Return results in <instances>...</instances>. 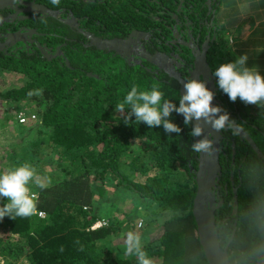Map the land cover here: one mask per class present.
<instances>
[{
  "label": "trees",
  "instance_id": "obj_1",
  "mask_svg": "<svg viewBox=\"0 0 264 264\" xmlns=\"http://www.w3.org/2000/svg\"><path fill=\"white\" fill-rule=\"evenodd\" d=\"M98 1L60 0L55 7L69 2L86 30L101 35L99 29L106 24L119 34L125 28L116 10L119 5L108 2L106 7ZM178 2L166 0L167 9L175 13ZM65 30L66 37L54 38L52 46H62L67 62L29 51L19 56L0 53V71L15 73L24 82L0 89L1 101L11 108L4 121L16 113L12 132L3 137L7 143L0 174L28 164L46 185L40 189L29 182V188L39 192L33 215L0 221V257L5 264H138L135 253L125 254L126 234L133 232L156 264H209L193 214L199 168V154L191 150L198 139L190 135L193 125L186 126L183 116L173 112L170 120L181 132L169 135L162 126L136 123L134 116L125 124L115 111L133 84L140 90L159 84L164 98L178 107L180 82L168 74L166 80L158 79L121 55L91 45L84 34ZM215 51L214 70L227 60L226 52ZM234 103L243 118L262 108ZM26 104L35 108L25 109ZM21 111L26 122L17 118ZM236 135L242 140L235 164L231 146L223 157L221 183L227 188L222 194L227 192V197L216 211L218 233L232 264H264V158ZM134 142L139 144L136 150ZM7 202L0 198V207ZM160 215H165L163 221ZM100 220L106 224L93 228ZM154 223L159 230L152 236Z\"/></svg>",
  "mask_w": 264,
  "mask_h": 264
},
{
  "label": "flooded vegetation",
  "instance_id": "obj_2",
  "mask_svg": "<svg viewBox=\"0 0 264 264\" xmlns=\"http://www.w3.org/2000/svg\"><path fill=\"white\" fill-rule=\"evenodd\" d=\"M21 1L24 3L27 1L31 2L32 0ZM195 1L197 2L198 0ZM84 2L94 3L95 0H84ZM98 2L103 5H109L108 2H113L116 6L119 5V8L116 10H118V13L120 12V15L118 14V16L120 22L125 25V28H121V31H118L119 34H116L112 32L106 24H102L99 30L103 34L99 35L97 33L95 35L105 39H123L126 44L124 43V45L119 48V52L123 54V56H121L126 58L130 64L146 68L158 79L164 78V80H166V70H174L181 75V79L186 81L191 79L190 71L195 68L193 67L196 61L194 54L204 51L212 73L215 71L213 68V62L215 57L214 53L216 51H214L213 47L217 46L219 49H222L224 46L221 44L222 42L220 40L222 28L216 19L217 0L210 1V12L204 11L202 14L198 9H191L190 6H186L185 4L184 7L180 9L179 6L181 2L179 1L176 8V12L179 14L178 22L175 19V13L167 9L166 0H99ZM10 3L9 6H4L5 8L0 9V53L19 56V54L24 51H29L30 53H39L42 57H45L50 61L61 59L62 61L65 60L67 62L69 59L64 55L62 46H52V43L55 41L54 38L66 37L65 29L67 27L69 30H75L77 32H80L81 30L85 32L92 31L83 28L81 18L77 16L73 10V5L69 2L66 3L64 7L57 8L51 4L50 0H35V5L43 4L52 10L61 11V13L57 14L55 17L46 13L34 14L31 12H23L26 8L25 4L19 3L16 0L11 1ZM203 3H205V1H203ZM108 11L110 12V10ZM108 11L103 13L104 19L107 17L104 14H107ZM111 11L114 12L113 10ZM111 17L114 18L113 16ZM143 17L146 19L140 23V19ZM171 19H174L172 26H177L182 34L179 35L174 32V29L169 24ZM106 21L108 20L106 19ZM97 23L99 25L100 19ZM58 28H61L62 30L57 32ZM166 28L172 29L173 31L166 30ZM91 33L94 34L93 32ZM102 35H111L112 37H105ZM184 39L193 44L191 49L182 45L181 42ZM206 46H208L207 49L205 48ZM104 52L119 54L113 50H105ZM57 53L58 55L53 57V55ZM47 54H51V58H48V56H46ZM143 55L149 56L150 59L146 60ZM166 55L169 56L168 60H166ZM200 79L206 81L207 86L208 81L211 80L209 76H206L203 73L200 74ZM215 84L216 89L214 91V98L218 100V106L226 111L228 109L226 106L229 104L226 105L223 103V99H221V96H225V94L220 92L221 90L218 88L217 82ZM228 110H232L229 111V116L236 123L235 125L240 124L239 128L241 130L251 134L256 140L258 148L264 153V145L261 140L264 135L260 137L258 134L264 132V122L258 119L256 115L250 114L248 117L256 122L253 129L256 130L257 135L254 134L253 131L252 134L246 131L245 126L241 125V122L246 123L248 117H240V112L236 108L234 111L233 107ZM234 130L225 129L221 132V137L219 138L217 151L219 152L221 171L218 172V178H220L218 185L220 188L217 190V192H219L217 202L226 201L227 197V192L222 194V189L225 191L227 185L221 183V179L223 176V155L227 154L226 152L229 146L233 148V157H231L232 164H235L236 161V153L238 150L236 146L239 144L241 138L238 135L233 134ZM211 139L214 140L212 135ZM200 158H202V163L205 164L212 159V155L209 156L206 153L199 154L197 159L199 160ZM227 160L229 159H225V162H227ZM199 164L200 160L198 162V165ZM199 172L200 169L198 168L196 175ZM229 174V178L232 179L233 176H231V174H235V168H233Z\"/></svg>",
  "mask_w": 264,
  "mask_h": 264
},
{
  "label": "clouds",
  "instance_id": "obj_3",
  "mask_svg": "<svg viewBox=\"0 0 264 264\" xmlns=\"http://www.w3.org/2000/svg\"><path fill=\"white\" fill-rule=\"evenodd\" d=\"M54 6H59L60 0H50ZM231 42V41H229ZM248 56L242 55L234 62L222 63L213 72L218 88L228 96L231 102L237 98L246 105L264 107V76L255 67L247 66ZM184 94L179 97V106L164 98L160 85L153 83L148 90H140L133 84L122 102L115 106V111L124 117L125 124L135 117L136 123H144L149 128L162 126L166 134H179L181 128L171 122L173 112L182 115L184 124L192 126L190 135L202 137L203 125H210L217 132L233 130L235 122L229 114L219 106H212L215 94L207 87L204 80L191 78L183 82ZM126 106L129 111L126 112ZM195 122V124H194ZM202 122V123H201ZM238 129L239 126L235 125ZM233 134H238L233 131ZM191 150L197 154L211 156L214 152L212 139L202 138L191 145ZM32 181L40 189L45 183L28 164L14 167L0 174V198H6L7 203L0 207V221L5 217L14 220L16 217H29L37 211L39 192L29 188ZM43 214V213H41ZM135 253L138 264H152L147 253L142 250L140 237L133 232L126 234L125 254Z\"/></svg>",
  "mask_w": 264,
  "mask_h": 264
},
{
  "label": "water",
  "instance_id": "obj_4",
  "mask_svg": "<svg viewBox=\"0 0 264 264\" xmlns=\"http://www.w3.org/2000/svg\"><path fill=\"white\" fill-rule=\"evenodd\" d=\"M11 1H15V0H0V9L5 8L4 6H9L11 4L10 3ZM16 1L26 5V8L23 10V12H31L34 14L46 13L54 17L57 14L61 13V11L52 10L43 4L35 5V0H32L31 2L27 1L24 3L21 0H16ZM74 1H79V0H74ZM210 1H213V0H205V3H203V0H198L197 2L193 0L191 4H189V6L191 9L192 8L194 10L198 9V11L202 14V12L205 9L208 12H210V9H211ZM180 2L181 4L179 8L182 9L184 7L185 0H180ZM196 15L199 16L198 14ZM175 19L177 20V22L179 21L178 12H175ZM171 27L174 29L175 33L179 35L182 34L181 31L178 30L177 26L175 27L171 26ZM80 33L84 34L89 39L90 44L93 46H96L98 49L110 50V51L113 50L119 53V55L123 56V54L119 52V48L122 45H124V43L126 44V42L123 39H118V38L105 39L95 34H92L91 32H85L83 30H81ZM188 45L190 47H193V44L191 43H189ZM205 48L207 49L208 46H206ZM58 53L53 55V57L58 55ZM46 56H48V58H51V54H47ZM143 57H145L146 60L150 59V57L146 55H143ZM168 57L169 56L166 57V60L169 59ZM194 58H196L195 64L193 66L195 68L190 71L191 78L200 79V74L202 73L206 76H209L211 80L208 81L207 87L210 91L214 93L216 89L215 83L217 82V79L214 77L211 71V67L207 62L206 53L202 51V52H199L198 54H194ZM166 72L168 75L176 78L180 82L181 84L180 93L182 96L184 94L183 82L185 80L181 79L182 78L181 75L174 70H166ZM218 104H219L218 100L214 98V100L212 101V106H218ZM225 129H227V126ZM234 129L241 137H244L250 142L251 146L255 149V151L261 158H264V153L258 148L255 141L251 138V136L248 133L244 132L240 128L237 129L236 127H234ZM211 135L214 137V140H212L213 146H214L213 147L214 152L212 154V159L205 164L202 163L203 162L202 158L199 159L200 160V164H199L200 172L195 176L196 181H197V192L194 198L193 214H194V217L197 223V230H198L200 243L204 248L205 255L207 257L209 264H232L230 262L229 255H228V247L223 248L221 246L220 236H219L218 227H217V220H216V211L221 207L223 203V201L217 202V198L219 194L217 190L218 188H220L218 185L220 181V178H218V172L221 171V164L219 161V152L217 151V148L219 146V138L221 137V132H217L213 130L210 125L204 124L202 137L198 138V140L202 138L211 139ZM233 213L235 214L238 213V195H237L236 188L234 189Z\"/></svg>",
  "mask_w": 264,
  "mask_h": 264
},
{
  "label": "crops",
  "instance_id": "obj_5",
  "mask_svg": "<svg viewBox=\"0 0 264 264\" xmlns=\"http://www.w3.org/2000/svg\"><path fill=\"white\" fill-rule=\"evenodd\" d=\"M217 1L216 19L222 28L220 40L227 53L225 63L246 54L247 66L257 68L264 76V0ZM191 2L185 0V5ZM259 111L264 114V107Z\"/></svg>",
  "mask_w": 264,
  "mask_h": 264
},
{
  "label": "rangeland",
  "instance_id": "obj_6",
  "mask_svg": "<svg viewBox=\"0 0 264 264\" xmlns=\"http://www.w3.org/2000/svg\"><path fill=\"white\" fill-rule=\"evenodd\" d=\"M173 34V33H172ZM182 45H185V46H187L188 47V49H191V47L188 45L189 44V41H187V40H183L182 42ZM214 48V51H215V49H219L217 46L216 47H213ZM225 48H226V46H225ZM220 50V49H219ZM225 50V49H224ZM224 50H221V51H224ZM23 81L15 74V73H7V72H2V71H0V89L1 90H8V89H11V88H13V87H20V86H22L23 85ZM221 99H223L222 101H223V103H225V102H227L229 105L228 106H226L228 109H231L232 107H233V111H234V109H235V106H236V103H234V102H230V100L229 99H226V98H223V97H221ZM237 102H240V100H239V98H237ZM231 103V104H230ZM241 106V105H240ZM7 108V109H6ZM25 109H33V108H35V107H32V105L31 104H26L25 105V107H24ZM226 110L227 111V113L229 114V111H232V110ZM259 109V108H258ZM7 111H11V108H10V106L8 107V106H6V104L4 103V101H1V99H0V167L2 168L3 167V165L1 166V154H3V152H4V145L7 143V142H4V140H3V137H5V138H8V135L7 134H9L10 135V133L12 132V130H11V123H12V125L14 124V122H15V124H16V118H15V116H16V113H13V117H12V119H10L8 122H5L4 120H7V118H6V112ZM244 112V111H243ZM243 112H242V114H243ZM232 113V112H231ZM252 115L254 114V115H256L257 116V118L258 119H260V120H264V114H263V112H261V111H256V112H252L251 113ZM230 115V114H229ZM14 120V121H13ZM237 121V120H236ZM239 122V121H238ZM256 122L254 121V120H252V118H247V120H246V123H243V122H241V125H243V126H245V128H246V131H248V132H250V133H252V131L254 132V131H256V130H254L253 129V126H255L256 124H255ZM238 126H240V124H238ZM8 128L10 129L9 130V132H6V130H8ZM234 130V129H233ZM235 131V130H234ZM253 134V133H252ZM258 134H260V136L262 137V135H264V132H261V133H258ZM251 136V135H250ZM251 138L253 139V136H251ZM254 140V139H253ZM261 140H262V143H263V145H264V137H262L261 138ZM6 141H7V139H6ZM255 141V140H254ZM249 142V141H248ZM256 143V142H255ZM134 150H136L138 147L137 146H139V144L137 143V142H134ZM249 144H250V142H249ZM251 145V144H250ZM252 147V146H251ZM253 148V147H252ZM253 150H255L254 148H253ZM224 156V155H223ZM258 157H260L259 155H258ZM0 172H1V170H0ZM112 190V189H111ZM134 201V200H133ZM146 212V210H144L143 211V214ZM166 213V212H165ZM164 216L165 215H160V219L163 221V219H164ZM156 227H157V224L156 223H154L153 224V232H151V235L152 236H155L156 235V232H158V230L159 229H156ZM159 227L161 228V225L159 224ZM146 228V225H145V227L141 230V232L140 233H142L143 231H144V229ZM152 262H153V264H156V262H157V259L155 258V257H152ZM0 263L1 264H5V258L4 257H0ZM18 264H28V262L27 261H25V260H23V261H20Z\"/></svg>",
  "mask_w": 264,
  "mask_h": 264
},
{
  "label": "built area",
  "instance_id": "obj_7",
  "mask_svg": "<svg viewBox=\"0 0 264 264\" xmlns=\"http://www.w3.org/2000/svg\"><path fill=\"white\" fill-rule=\"evenodd\" d=\"M24 111H21V112H19V114H18V116H17V118H18V120L20 121V122H26V120L28 119L26 116L27 115H25L24 113H23ZM30 117H32V118H35L36 116L34 115V114H32ZM42 212H39V214L41 215V216H44V214H41ZM106 223L103 221V220H100V221H98L94 226H93V228H98V227H101V226H103V225H105ZM142 225V222H140V226Z\"/></svg>",
  "mask_w": 264,
  "mask_h": 264
}]
</instances>
